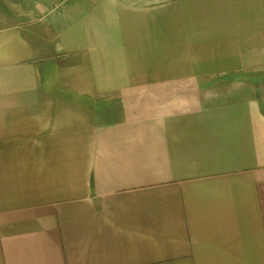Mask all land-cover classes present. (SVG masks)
<instances>
[{
    "label": "crops",
    "instance_id": "obj_1",
    "mask_svg": "<svg viewBox=\"0 0 264 264\" xmlns=\"http://www.w3.org/2000/svg\"><path fill=\"white\" fill-rule=\"evenodd\" d=\"M0 264H264V0H0Z\"/></svg>",
    "mask_w": 264,
    "mask_h": 264
}]
</instances>
